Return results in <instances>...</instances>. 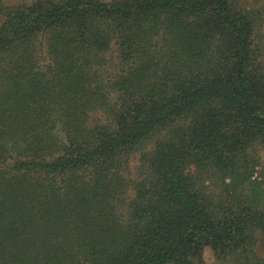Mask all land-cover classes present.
Instances as JSON below:
<instances>
[{
  "label": "trees",
  "instance_id": "trees-1",
  "mask_svg": "<svg viewBox=\"0 0 264 264\" xmlns=\"http://www.w3.org/2000/svg\"><path fill=\"white\" fill-rule=\"evenodd\" d=\"M0 17V264H264L261 7L0 0Z\"/></svg>",
  "mask_w": 264,
  "mask_h": 264
},
{
  "label": "rangeland",
  "instance_id": "rangeland-1",
  "mask_svg": "<svg viewBox=\"0 0 264 264\" xmlns=\"http://www.w3.org/2000/svg\"><path fill=\"white\" fill-rule=\"evenodd\" d=\"M33 0H5V2L8 4H18L22 2H32ZM247 4H250L252 7L257 8L258 6L262 8V11L264 13V0H244ZM2 22V18L0 17V25ZM262 31H264V25L262 27ZM262 156H264V151L262 152ZM140 155L136 156L131 162V169L130 176L132 178H135L138 176V169L140 167ZM258 250L264 255V241H261ZM204 262L205 264H223L219 260L216 259V257L213 255V252L211 249H207L204 254Z\"/></svg>",
  "mask_w": 264,
  "mask_h": 264
}]
</instances>
